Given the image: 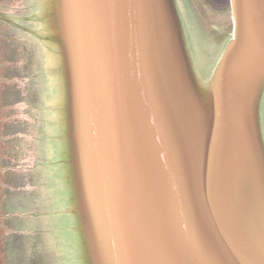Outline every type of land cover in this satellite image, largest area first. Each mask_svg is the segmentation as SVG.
<instances>
[{
	"label": "water",
	"instance_id": "1",
	"mask_svg": "<svg viewBox=\"0 0 264 264\" xmlns=\"http://www.w3.org/2000/svg\"><path fill=\"white\" fill-rule=\"evenodd\" d=\"M230 6L0 2L9 264H264V0Z\"/></svg>",
	"mask_w": 264,
	"mask_h": 264
},
{
	"label": "rangeland",
	"instance_id": "2",
	"mask_svg": "<svg viewBox=\"0 0 264 264\" xmlns=\"http://www.w3.org/2000/svg\"><path fill=\"white\" fill-rule=\"evenodd\" d=\"M2 0H0L1 2ZM214 8H216L210 0H207ZM229 9V8H228ZM225 10V9H223ZM0 47L3 51L0 54V261L2 264H9V248L7 239V230L9 223V214L7 210L8 193L6 189L5 171H6V148L1 145V141H5V114H4V82L6 78L4 69L5 50L2 44V33L0 24Z\"/></svg>",
	"mask_w": 264,
	"mask_h": 264
},
{
	"label": "flooded vegetation",
	"instance_id": "3",
	"mask_svg": "<svg viewBox=\"0 0 264 264\" xmlns=\"http://www.w3.org/2000/svg\"><path fill=\"white\" fill-rule=\"evenodd\" d=\"M31 17H33V15H28V16H21V17H18V18H24L22 21H19V24L20 25H23V26H26V27H28V28H31V29H38V28H35V27H33L29 22L31 21V20H33V19H31ZM36 18V17H35ZM34 20H36V19H34ZM14 29H16V30H19V31H22L21 29H19V28H15V27H13ZM24 33H26L25 31H23ZM27 34V33H26ZM29 36L30 37H32L33 39L35 38H37V36H33V35H31V34H29ZM18 42H20V40L18 41ZM4 45V44H3ZM20 45H22L21 43H20ZM20 45H17L18 47H20ZM2 51H3V49H2V47H0V54H2ZM3 55V54H2ZM3 263V261H0V264H2Z\"/></svg>",
	"mask_w": 264,
	"mask_h": 264
},
{
	"label": "trees",
	"instance_id": "4",
	"mask_svg": "<svg viewBox=\"0 0 264 264\" xmlns=\"http://www.w3.org/2000/svg\"><path fill=\"white\" fill-rule=\"evenodd\" d=\"M210 1L219 10L230 8V0H210Z\"/></svg>",
	"mask_w": 264,
	"mask_h": 264
},
{
	"label": "crops",
	"instance_id": "5",
	"mask_svg": "<svg viewBox=\"0 0 264 264\" xmlns=\"http://www.w3.org/2000/svg\"><path fill=\"white\" fill-rule=\"evenodd\" d=\"M2 144H3V145H4V147H5V141H1V145H2ZM5 161H6V160H5ZM0 184L2 185V184H4V183H3V182H1Z\"/></svg>",
	"mask_w": 264,
	"mask_h": 264
}]
</instances>
